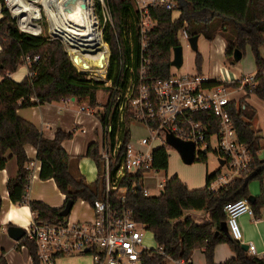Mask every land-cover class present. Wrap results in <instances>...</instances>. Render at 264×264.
<instances>
[{
    "label": "trees",
    "instance_id": "trees-1",
    "mask_svg": "<svg viewBox=\"0 0 264 264\" xmlns=\"http://www.w3.org/2000/svg\"><path fill=\"white\" fill-rule=\"evenodd\" d=\"M178 16L173 11L152 9L151 17L155 20L154 27L146 37L145 56L149 59L148 73L155 78H169L173 50L180 46L178 36L184 30L188 36H203L212 41L220 36L225 42L224 64L233 65L232 55L237 49L245 54L249 47L256 67L253 87L244 85L246 95L255 94L264 98V59L260 48L264 44V0H176ZM111 13L113 25L107 24L103 30V40L111 51L110 66L107 80L113 84L118 81L122 69L119 61H129V33L133 37V53L139 54L137 35L138 14L131 0H105ZM1 3L0 18V170L5 168L7 155L15 156L17 173L6 182L9 200L13 204L29 206L35 213L38 222L59 223L67 219L60 215L64 206L51 207L42 201H25L26 189L30 184L25 146L36 149V159L40 161L41 180L52 179L59 190L65 195V203L72 200H84L90 204L103 198L104 180L101 174V160L98 155V143H90L84 154L69 155L61 146L64 140L72 138L73 133L58 130L53 139L42 137L39 130L29 121L22 119L17 110L43 103L60 101L63 98H74L79 103H85L91 108L99 107L96 94L99 89L108 93L106 104L96 112L102 127L107 123L106 114H112L113 125H116L115 96L108 87H102V82L90 79L79 72L70 62L63 45L58 40H48L46 37L32 36L22 33L15 26V20ZM27 56L38 60L28 64L27 75L19 82L13 81L8 75L14 73L20 65L21 58ZM198 72L201 70L202 56L196 53L194 59ZM221 84L209 80L205 86ZM101 86V87H100ZM227 87L239 88L240 83L226 84ZM226 110L232 121L237 139L245 144L250 156V166L247 171L234 178L217 192L208 190L209 183L220 174L217 169L211 174L206 173L205 185L201 189L190 190L177 176L166 178L163 188L157 196L145 197L142 194L140 174L121 178L117 187L130 186L125 193V201L120 202L119 194L113 191V205H124L130 210L132 218L143 224L149 230L156 243L155 249L142 252L141 264H166L169 260L188 259L193 251L201 249L205 264H215L213 253L218 244L225 243L234 252V256L221 264H264V258H258L244 251L240 242L233 240L223 231L226 217L223 207L226 203L241 198H247L248 183L257 180L260 183V194L252 204L254 215L264 205V161L258 158L262 149L263 136L252 128L255 110L245 103L244 99L230 102ZM102 114V117H101ZM104 115V116H103ZM211 125L210 134L218 131L216 120L212 114L198 116ZM132 121L128 109L124 111L123 121L119 123L122 129V146L130 140L128 124ZM168 144V143H167ZM210 148L206 151V153ZM215 154L220 152L215 149ZM206 153L200 152L198 161L205 162ZM91 159L98 169L97 178L87 183L78 169L81 158ZM222 160V159H221ZM168 155L165 146L153 151L152 167L156 170H166ZM2 198L0 195V213ZM204 211L207 213L205 222H197L188 211ZM19 243L27 249L32 264H39L36 256V246L33 240L24 236ZM0 264H7L4 252L0 256Z\"/></svg>",
    "mask_w": 264,
    "mask_h": 264
},
{
    "label": "built area",
    "instance_id": "built-area-1",
    "mask_svg": "<svg viewBox=\"0 0 264 264\" xmlns=\"http://www.w3.org/2000/svg\"><path fill=\"white\" fill-rule=\"evenodd\" d=\"M96 5L101 17L110 19L105 0H91ZM138 14L137 39L139 42V54L133 53V37L129 33V61H119L122 69L118 81L113 84L107 80L110 62V52L105 63V77L100 79L105 87L111 89L115 96L116 125H113L112 114H106L107 123L104 127L100 124V140L98 155L101 160V174L104 180L103 198L90 204L84 200L80 203L86 207L88 213L79 219H66L63 222H38L31 220L25 235L34 241L36 256L39 264H55L58 256L88 255L92 264H141L142 252L150 250L143 245L145 229L142 224L135 221L129 209L124 205H113L111 195L117 191L120 202L125 201V193L130 188H135L136 183L130 186L118 188L117 181L121 178L140 174L142 194L145 197L157 196L164 185L159 182L154 186L155 194L151 189L144 186L145 176L148 171L156 170L152 167L153 142L162 138L167 143L168 136L189 142L194 145V157H199L200 152L210 148V139L217 141L216 149L220 152V158L224 165L231 171L230 175L219 174L208 185L210 192H217L226 186L234 178L248 170L250 156L247 146L241 143L236 136L232 121L226 110V106L232 102L229 99V90L226 84L239 82L240 87L254 85V76L241 78L235 77V81L221 83L216 86H205L206 77L190 76L187 74L174 75L169 78H155L148 73L149 59L145 56L147 46L146 37L154 27L155 21L150 15L152 9L174 11L177 6L176 0H131ZM4 8L11 12L9 0H4ZM35 21V25L41 24L42 17L46 19L47 30L39 26L37 36L46 34L48 40H58L65 47L62 33L52 27L51 21L44 15ZM11 18L14 19L11 14ZM16 25L17 20H16ZM28 34L26 32H23ZM179 33L187 39L184 30ZM30 35V34H29ZM67 51V50H66ZM70 62L73 58L67 52ZM38 60V56L30 59L27 56L21 58L23 65ZM227 72V71H225ZM61 100L71 101L72 98ZM128 109L132 120L142 123L148 136L140 138L137 142L130 140L122 146V129L119 123L123 121L124 111ZM80 112L95 114L93 108L88 105L79 106ZM212 114L216 120L218 131L210 134L211 125L202 121L198 116ZM104 116V115H103ZM102 117V114H101ZM79 130L75 128L74 131ZM80 132L84 133L85 129ZM35 149V148H34ZM36 155V149L34 150ZM30 184L26 189L25 201L31 183L36 177V172L41 169L40 161L34 160L29 163ZM35 173V175H34ZM226 217L228 233L237 242H241L242 230L239 218L246 214L254 217L252 205L247 198H241L228 202L223 207ZM251 255L264 258V250L258 252L254 245H248ZM174 264H191L190 258L171 260Z\"/></svg>",
    "mask_w": 264,
    "mask_h": 264
},
{
    "label": "crops",
    "instance_id": "crops-1",
    "mask_svg": "<svg viewBox=\"0 0 264 264\" xmlns=\"http://www.w3.org/2000/svg\"><path fill=\"white\" fill-rule=\"evenodd\" d=\"M1 11V3H0ZM1 18V13H0ZM200 37V36H199ZM209 45L210 53L208 58H217L215 63L211 66V71L206 77L207 80H216L221 83H228L235 81V75L231 73L228 67H226L222 62L224 61V51L225 42L220 36H216ZM202 56V55H201ZM222 61L220 62V60ZM203 59V58H202ZM227 71V72H225ZM220 72L224 75L223 79H220ZM256 72V71H255ZM28 73L25 66L18 67L17 71L9 74L8 76L15 82L21 81ZM252 74L250 76H255ZM19 77V78H18ZM241 78L247 77L240 73ZM2 76L0 75V80ZM230 94L229 99L233 102L234 96L241 97L244 99L248 107L254 108L257 106L262 111H264V98L257 97L256 100L254 95H245L241 93L242 91L246 94L245 90L240 88H228ZM237 90V91H236ZM232 91H236L235 93ZM243 96V97H242ZM239 99V100H240ZM259 99V100H257ZM86 105L85 103H79L76 100L71 101H55L51 103L38 104L31 107L20 108L17 110V114L24 120L31 122L41 133L42 137L47 139H53L56 132L61 130L65 133H73L72 138L64 140L61 144L62 148L71 156H78L84 154L87 146L92 142H99L100 140V124L97 121L95 114H88L87 112H80L79 106ZM254 106V107H253ZM254 117L251 124L256 122ZM257 128H253L263 134L264 138V123L256 122ZM75 128L79 130L74 131ZM81 129H85V132H80ZM263 130V133L261 132ZM160 147V146H159ZM157 148V147H156ZM155 149V148H154ZM34 147L31 145L25 146V152L27 157L32 161L37 160L34 153ZM7 155V162L5 168L0 170V195L2 198V207L0 213V256L4 252V257L7 264H32L31 258L28 255L27 249L24 245H21L19 241L12 240L8 234L7 229L11 226H19L25 231L33 219V212H31L28 205L23 204H13L8 197V192L6 190V182L10 178H14L17 173V160L15 156ZM258 158L264 160V139L262 140V149L258 153ZM219 160V159H218ZM78 169L80 173L84 176L87 183H92L97 178L98 169L95 163L86 157L79 160ZM39 173L36 172V177L31 183L28 199L42 201L45 204L59 208L64 206L65 195L61 194L57 189L54 181L41 180L39 178ZM221 173V171H220ZM222 174V173H221ZM35 175V173H34ZM168 178V177H167ZM188 184V183H187ZM44 186H49L55 196H46L43 193ZM189 189V188H188ZM248 193L255 198L260 194V184L257 189L251 182L247 186ZM191 190V189H190ZM81 201V200H80ZM196 212H186L185 216H190L197 222H205L207 220V213L204 211ZM73 218H76L73 215ZM240 227L242 230V239L240 244H252L258 252L264 250V205L258 210V213L254 217H250L246 214L239 218ZM249 254H251L248 251ZM235 254L225 243L218 244L215 247L213 253V262L215 264H221L233 257ZM191 264H205V257L201 249L193 251L190 256ZM55 264H92V260L88 255H72L59 257Z\"/></svg>",
    "mask_w": 264,
    "mask_h": 264
},
{
    "label": "rangeland",
    "instance_id": "rangeland-1",
    "mask_svg": "<svg viewBox=\"0 0 264 264\" xmlns=\"http://www.w3.org/2000/svg\"><path fill=\"white\" fill-rule=\"evenodd\" d=\"M39 2L41 4V0ZM36 4L39 6L38 2ZM13 9H14V7H13ZM95 14H96L97 21L99 23L100 28H103V30H104L105 25L110 24L109 19L104 20L101 16H99L98 8L96 7V5H95ZM173 16H175V17L178 16V11L174 10ZM110 17H111V13H110ZM110 19L112 22V17ZM40 25L42 27L43 32L47 30V22H46V19L44 17H42ZM111 25H113V22ZM15 26H16V22H15ZM16 28L18 29L17 26H16ZM45 36L46 35L44 34V37ZM178 40H179L180 46L182 47L183 64L180 68L172 67L171 73L174 75L187 74L190 76L198 75L200 77H207L208 73L212 69L211 66L215 63V61L217 59L216 57L214 59L208 58L209 53H210L209 45H211L212 42L206 40L203 36H200L198 38V42H197L198 51L197 52L200 53L202 55V58H203L202 64H201V70H200V72H198L196 67H195V63H194L195 55L197 52H194L191 49L187 39L184 38L182 34H179ZM105 44H107V43H105ZM64 50L66 52L65 48H64ZM210 54H212V52ZM260 55L264 59V44L260 48ZM221 61H222V59L220 60V62ZM222 63L224 64V61ZM224 65L229 68L232 75L234 74L236 78L240 76V73H242L244 76H247V77L256 73L255 72L256 67H255V63H254V58H253L252 52H251L249 47H246L245 54L239 62H237L233 65H228V64H224ZM19 67H21V66H19ZM81 73H83V72H81ZM84 74H86L88 78L94 79L96 81H99L101 79L99 76L95 77V76H92L88 73H84ZM223 77H224V75H222V73L220 72L219 78L223 79ZM101 86L105 88V86L103 84ZM236 91H232V92L235 93ZM241 93L243 94V96L246 95L243 91ZM253 95H254V98L256 100V98L258 96H256L255 94H253ZM107 98H108L107 91H105L102 88L97 91L96 100L99 104V107L93 108L95 110V112H97L98 110H102L104 108L106 101H107ZM240 98L237 97V95H236V97L234 96V101L238 102ZM257 100H259V99H257ZM254 110H255L256 120L260 123H264V111H262L257 106L254 107ZM256 122L253 124L254 129L257 128ZM128 127H129L130 133H131V140L134 142H137L142 137L148 136L146 127L142 123L138 122L137 120H132L128 124ZM261 132L263 133V130ZM261 135L263 136V134H261ZM159 146H165L166 147V151H167V155H168V165H167L166 170H150L146 174H144V176L146 178L144 181V186L151 189L152 194H155V192H154L155 184H157L159 182H164L167 177L170 178L173 176H177L179 178V180H181L189 189L194 190V189H201L204 187L206 173L211 174L214 171H216L217 169H220V171L223 175H230L231 174V171L228 169V167L226 165L221 166L219 164V161H218L219 156H217L214 152V150L216 149V146H217V141L214 137H212L210 139V150L206 153L205 162L198 161L197 160L198 158H196V160L193 161L191 164H185L181 158L180 153L173 146L167 144L163 138L161 140L159 139V140H156L153 142L154 148L159 147ZM250 182L252 184H254V186H256L257 189L259 188V184H260L259 181L252 180ZM42 192L45 193L44 195H46V196H55V194L53 193L51 188H49V186H44ZM86 212L88 213V211L86 210V207L80 203V200H77L75 202L72 210H71L70 218H72V216L75 215L77 218L81 219L83 217V214ZM192 212L194 213L196 211H192ZM145 231H146V233L144 236L143 245L148 249H155L156 243L154 241L152 233L147 229ZM66 256H68V255H66ZM61 257H63V256H61ZM58 258H56V260ZM56 260H55V262H56ZM166 264H174V263L171 260H169V261H167Z\"/></svg>",
    "mask_w": 264,
    "mask_h": 264
},
{
    "label": "bare ground",
    "instance_id": "bare-ground-1",
    "mask_svg": "<svg viewBox=\"0 0 264 264\" xmlns=\"http://www.w3.org/2000/svg\"><path fill=\"white\" fill-rule=\"evenodd\" d=\"M9 1L12 13H10L9 10L8 12L10 15H13L15 22L17 20L18 29L21 32L23 31L32 36H37L39 26L41 29L42 27L41 25H35V21L39 19L40 16H43V12L51 21L52 27L58 29L59 32L62 33L67 50L66 52H69L70 56L73 58L72 65L80 72L88 73L95 77L99 76L101 79L105 77L106 67L104 61L108 56V52H110L111 59V51L109 46L103 41V28H100L99 26L95 14V5L93 6L91 0H41L42 5L39 2L40 0ZM37 2L39 3V6L36 4ZM99 16H101L100 12ZM41 36L44 37V34L39 37ZM45 37L47 38V36ZM188 38L189 36L187 39ZM20 66L28 67V65ZM99 81L102 82L101 80ZM97 143L99 144V142ZM71 210L69 214L65 216L67 219L70 218ZM32 215L35 219V213ZM76 218H73L72 216L70 219ZM144 229L146 230L145 226Z\"/></svg>",
    "mask_w": 264,
    "mask_h": 264
},
{
    "label": "water",
    "instance_id": "water-1",
    "mask_svg": "<svg viewBox=\"0 0 264 264\" xmlns=\"http://www.w3.org/2000/svg\"><path fill=\"white\" fill-rule=\"evenodd\" d=\"M198 38H199V35H195V36H190L187 39L189 46L194 52L198 51V45H197ZM241 59H242V53L236 49L232 55V60L233 62H239ZM182 64H183L182 47L178 46L173 50V57H172L170 65L174 68H180ZM167 143L173 146L180 153L181 158L185 164H191L193 161H195L194 145L192 143L182 142L179 139L173 138L172 136H168ZM203 153H206V150H203ZM218 161L221 166L224 165L223 160L219 159ZM255 199L256 198L251 195L247 197V200L249 201L251 205L255 203ZM73 204L74 203L72 200H68L65 203L63 209L61 210L60 215L62 217L67 216L70 210L72 209ZM222 229L229 236L226 222H223ZM7 234L12 240L20 241L25 236V230L19 226H11L7 229ZM241 248L244 251H248V245L246 244H241Z\"/></svg>",
    "mask_w": 264,
    "mask_h": 264
}]
</instances>
